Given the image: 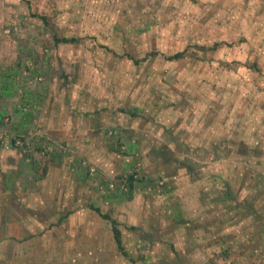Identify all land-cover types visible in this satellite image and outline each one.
<instances>
[{"label":"rangeland","instance_id":"1","mask_svg":"<svg viewBox=\"0 0 264 264\" xmlns=\"http://www.w3.org/2000/svg\"><path fill=\"white\" fill-rule=\"evenodd\" d=\"M1 1L0 46L68 74L73 127L109 118L87 125L106 167L61 144L90 192L23 264H264V0H102L118 19L92 22L87 0Z\"/></svg>","mask_w":264,"mask_h":264},{"label":"crops","instance_id":"2","mask_svg":"<svg viewBox=\"0 0 264 264\" xmlns=\"http://www.w3.org/2000/svg\"><path fill=\"white\" fill-rule=\"evenodd\" d=\"M3 2L6 1L0 2V20L9 19ZM81 8L87 22L102 21L104 14L110 21L118 19L119 8L113 3L87 0ZM108 31L113 35L112 30ZM9 49L0 46V121L9 119L3 125L8 135L32 133L33 137L21 147L0 149V264H23L27 261L23 247L37 246L43 238L51 244L50 235L40 236L39 231L49 229L56 212L76 206L77 200L90 192L80 178L82 171L72 167L70 155L61 151L65 150L61 144L66 142L69 149L78 152L79 157L87 156L97 167H106L101 161L102 143L97 136L101 131H89L87 125L107 127L109 118L102 120L98 116L85 123L78 120V124L74 120L77 126L73 127L68 74L64 73L61 80L52 78L38 83L36 77L47 65L26 64L23 55L18 60L14 55L8 56ZM46 145L54 146L53 151L59 150V154H44ZM87 149L89 153L84 152Z\"/></svg>","mask_w":264,"mask_h":264},{"label":"built area","instance_id":"3","mask_svg":"<svg viewBox=\"0 0 264 264\" xmlns=\"http://www.w3.org/2000/svg\"><path fill=\"white\" fill-rule=\"evenodd\" d=\"M9 119L5 117L2 121H0V149H15L17 147H21L24 144V136H13L8 135L5 129H3V125L8 123Z\"/></svg>","mask_w":264,"mask_h":264},{"label":"trees","instance_id":"4","mask_svg":"<svg viewBox=\"0 0 264 264\" xmlns=\"http://www.w3.org/2000/svg\"><path fill=\"white\" fill-rule=\"evenodd\" d=\"M57 42H64V43H68V42H70V43H72V42H75V39H60V40H58ZM180 57V53H176V54H174L173 56H171V57H169L168 59L169 60H174V59H177V58H179ZM97 214H100L99 213V211L97 210V209H93ZM100 216H102V215H100ZM112 232H113V234H114V239H115V242H116V245H117V248L120 250V251H123V248H122V246H121V240H120V238H119V236H120V232L118 231V229H115V228H113L112 229Z\"/></svg>","mask_w":264,"mask_h":264}]
</instances>
